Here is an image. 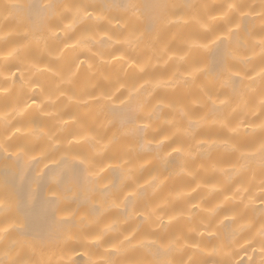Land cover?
<instances>
[{
    "label": "bare ground",
    "instance_id": "6f19581e",
    "mask_svg": "<svg viewBox=\"0 0 264 264\" xmlns=\"http://www.w3.org/2000/svg\"><path fill=\"white\" fill-rule=\"evenodd\" d=\"M7 2L0 0V5ZM52 2L99 6L122 0ZM143 2L170 5L167 21L156 30L140 24L131 42L118 8L104 9L99 24L84 20L66 28L70 19H54L52 27L41 29L21 24L0 7V55L26 45L8 62L16 75L0 72V114L7 115V121L0 119V140L12 137L9 160L0 150V193L5 179L13 193V210L0 212V227H8L13 218L27 220L31 246L13 255L31 264H102L105 251L133 232V245L158 238L173 241L169 258L176 264H262L257 231L264 218V170L258 161L249 164L241 158L242 151L258 144L257 125L264 120L258 108L264 84L258 76L248 79L262 62V0ZM229 2L252 10L242 20L234 13L228 26L210 19ZM229 26L234 27L230 40L208 49L200 46ZM3 64L0 60V68ZM194 64L202 68L195 79L188 75ZM141 85L137 95L133 89ZM25 104L31 107L21 114L17 105ZM149 112L147 130L135 138L124 135L131 125L122 127L121 118L138 115L140 125ZM159 141H164L163 149L157 147ZM177 146L182 151L173 153ZM21 148L27 154L17 160ZM125 150L131 171L117 166L116 158ZM83 156L93 158L94 171L105 169L101 183L93 186L85 179L87 173L80 172ZM73 171L80 177L79 194L74 189L67 199L57 200ZM103 185L109 187L101 195ZM125 185L138 190L129 201L120 194ZM57 208L65 211L56 212L55 218L68 216L69 224L52 223ZM101 230L105 244L97 247L93 234ZM9 239L21 238L12 232ZM3 254L0 247V258ZM143 255L137 249L128 258Z\"/></svg>",
    "mask_w": 264,
    "mask_h": 264
},
{
    "label": "snow or ice",
    "instance_id": "6c2138e0",
    "mask_svg": "<svg viewBox=\"0 0 264 264\" xmlns=\"http://www.w3.org/2000/svg\"><path fill=\"white\" fill-rule=\"evenodd\" d=\"M12 18H18L21 24L27 22L28 24L38 25L41 29H47L52 27L53 25L50 23L51 21L59 20L63 22L66 19H70V23L65 27H71L72 25L82 22L84 20L87 21H95L97 24L105 19L103 15L104 9H112L118 8L123 12V21L124 25H127L130 28L129 32V42H131V37L135 36L137 28L140 24L145 25L153 30L158 29V27L164 24L167 21L168 12L167 9L170 5L165 3H145L143 0H122L121 3L118 4H88V3H80V4H66V3H53L52 0H48V2H44V0H33V2L28 3L26 5H21L19 3L14 2V0H8L7 3L0 5ZM185 7H191L190 5H185ZM244 7H248L249 11H244ZM99 8L101 11L94 17L93 12H95ZM251 6H242L235 2H229L226 5L222 6V10L210 17L211 20H222L226 26L232 25L233 14L239 13V17L242 20L244 17L248 16L251 11ZM260 19L264 21V0L261 2V11L259 13ZM202 27L205 28L206 31H211V28L208 24L200 21ZM123 27V25H122ZM240 27L239 24L235 25V29ZM234 34V27H227V32L222 33L219 36L215 37V40H210L207 44L200 45L201 47L208 49L210 45L216 44L218 41L222 40H230L232 35ZM29 33H25V37ZM41 37L37 36L36 39L39 40ZM46 39V38H45ZM259 46L261 47V57L262 62L260 65V70L255 75H248V79L253 81L258 76L262 84H264V39L259 41ZM26 47L24 44L17 45L13 47L10 51L7 52L6 55H0V60L4 61L3 67L0 68V72H11L12 76L16 75V72L11 71V65L8 63L11 59H15L20 52V49ZM183 59V57H181ZM83 63V62H81ZM50 70V69H46ZM225 70L230 71L231 66L226 65ZM17 72L21 71L20 68L16 69ZM141 72L145 71V68L141 67ZM202 72L201 66L198 64H194L191 68V71L188 73L190 77L195 79L197 73ZM236 76L239 73L235 74ZM8 79V77H5ZM141 88L133 89L137 95L140 93ZM106 99H110V97H105ZM211 99V97H209ZM131 99V93H130ZM99 102V101H98ZM35 104V100L32 101ZM221 104L226 103L225 100L220 101ZM212 104L215 105V101H212ZM31 105L25 104L23 108H19L18 110L21 114ZM259 114L261 117H264V90L261 92V97L259 101ZM16 110V109H14ZM115 111V109H113ZM152 113L149 112L147 116V120L142 122L140 125H137L136 121L139 119L138 115H130L120 119V124L122 127L131 125V127L127 128V131L124 133L125 136L135 138L139 132L142 130H147L150 127ZM0 119H4L7 121L6 114H0ZM260 131V139L258 144H254L250 146L246 151H242L241 158L245 159L249 164L254 161H258L262 170H264V120L257 125ZM7 131V129H6ZM19 131V129H17ZM233 133H236V129H232ZM12 137H7L5 140H0V150L5 152V161L10 159L11 153H9L8 149V141L11 140ZM98 143V141H97ZM171 147V142L168 144ZM159 149H163L165 147L164 141H159L157 144ZM233 151H240L239 146L232 145ZM182 151L181 146L172 147L173 153H180ZM21 153L27 154L26 150L21 148L20 152L16 154V159L19 160ZM34 159V157H33ZM117 161L119 167H123L131 171L130 165L132 164V159L129 156L128 151H122L119 156H117ZM80 172L87 173V177L85 178L88 183H91L93 186L101 183V173L105 171L103 167L99 169V172L94 171L93 166V158L89 156H83L79 161ZM7 167V164H5ZM73 169L76 166H72ZM111 167V163L109 164ZM82 187L80 177L73 171L72 175L69 178V181L65 184L63 190L59 195H57L56 199H67L70 194H73L74 189L76 194H79V190ZM108 185H103L101 189V195L107 193ZM142 186L138 185V188ZM261 187L264 189V181L261 182ZM95 191V188L91 189ZM120 194L123 195L124 201H129L133 196L138 195L137 189H131L129 185H125L120 189ZM13 210V193L9 188L8 180L5 179V187L4 191L0 193V212L8 214ZM17 210H19V206L17 205ZM96 206L94 205L93 211H96ZM65 211L62 209H55L53 212V221L52 223L57 226H63L69 224L70 217L65 216L60 219H56V212ZM82 220L84 218H81ZM74 226V225H73ZM135 231V230H134ZM12 232H16L21 239H9ZM61 233L56 231L54 233V238L59 240ZM257 235L259 237L260 242V251L264 253V218L260 220V227L257 231ZM105 230H101L97 233L93 234V241L97 247H102L105 244ZM44 239L45 237H40ZM49 238H53L52 234H50ZM31 233L28 231L27 220L22 218L17 221L15 218L12 219L11 223H9L8 227H0V247H3L4 254L3 258H0V264H31V261H25L16 258L13 253H17L18 249H23L24 247L31 246ZM135 239L134 232L125 236L119 244L111 245L110 250H106L104 253V257H102V264H176V261L169 258L173 247L174 242L168 241L164 242L163 238L153 239L149 242L148 245H145L143 242L139 245H133V240ZM137 249H143L144 255L137 258H128L129 253L132 251H136ZM121 256L124 257V260H116L113 257ZM51 264V261L48 262ZM189 264H196L195 261H189ZM264 264V262H262Z\"/></svg>",
    "mask_w": 264,
    "mask_h": 264
}]
</instances>
